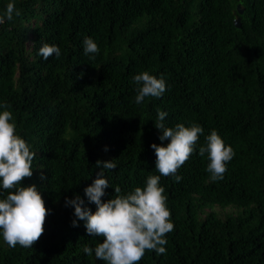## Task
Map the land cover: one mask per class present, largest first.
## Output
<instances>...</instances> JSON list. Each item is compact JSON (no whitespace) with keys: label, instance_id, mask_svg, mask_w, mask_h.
<instances>
[{"label":"trees","instance_id":"1","mask_svg":"<svg viewBox=\"0 0 264 264\" xmlns=\"http://www.w3.org/2000/svg\"><path fill=\"white\" fill-rule=\"evenodd\" d=\"M7 3L0 0V12ZM16 7L20 14L0 24V101L36 152L22 183L40 186L49 211L32 247L0 238V264H106L83 251L102 238L88 236L83 221L73 226L65 197L84 195L97 159L117 163L102 199L158 174L150 145L168 141L158 138L157 109L167 111V126L201 124L197 147L216 129L234 155L215 182L198 151L177 170L180 181L161 176L174 228L165 253L146 249L136 264H264V0H16ZM85 36L98 44L94 55L83 53ZM43 43L58 45L60 55L42 58ZM144 70L163 74L166 90L136 104L132 76Z\"/></svg>","mask_w":264,"mask_h":264},{"label":"clouds","instance_id":"2","mask_svg":"<svg viewBox=\"0 0 264 264\" xmlns=\"http://www.w3.org/2000/svg\"><path fill=\"white\" fill-rule=\"evenodd\" d=\"M20 14L16 0H8L0 12V24ZM83 53L94 55L99 51L97 42L91 36L82 41ZM60 55V48L55 43H43L38 55L47 59L50 55ZM134 82V102L141 104L146 97H160L166 90L163 74L154 75L147 70L132 76ZM166 110L157 109L155 127L160 130L159 140L167 143L153 142L154 167L158 174H149L142 185L134 186L127 192L119 187L113 188L115 196H105V190L111 186L106 175L115 169L114 159H97L95 178L83 188L84 195L74 193L65 197V204L73 208V226L83 221L88 236L101 237L94 247L83 246L85 254L93 255L106 264H136L146 249L157 254L166 252V233L174 228L170 219V210L166 205L165 187L160 183L161 176L171 175L175 181L182 177L177 170L184 164L193 151L207 157L205 171L208 179L215 182L223 178L227 162L234 155L231 145L225 143L216 129L204 135V143L197 147L203 126L197 122L187 125L177 122L167 126ZM107 150V146H105ZM35 150L20 135L13 112L4 101H0V238L8 247L17 244L30 248L42 232L45 216L49 211L45 207L36 183L23 184L25 177L33 175ZM41 179L44 174L41 173ZM95 204L92 210L88 203Z\"/></svg>","mask_w":264,"mask_h":264},{"label":"water","instance_id":"3","mask_svg":"<svg viewBox=\"0 0 264 264\" xmlns=\"http://www.w3.org/2000/svg\"><path fill=\"white\" fill-rule=\"evenodd\" d=\"M236 9L238 12H241L243 7L240 4H237ZM234 23L235 25L239 26L240 25V20L239 17L236 15L235 19H234Z\"/></svg>","mask_w":264,"mask_h":264},{"label":"rangeland","instance_id":"4","mask_svg":"<svg viewBox=\"0 0 264 264\" xmlns=\"http://www.w3.org/2000/svg\"><path fill=\"white\" fill-rule=\"evenodd\" d=\"M218 210L220 209V208H217ZM227 210H229L228 208H226Z\"/></svg>","mask_w":264,"mask_h":264}]
</instances>
